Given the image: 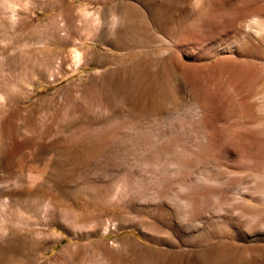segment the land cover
<instances>
[{"label":"rangeland","instance_id":"obj_1","mask_svg":"<svg viewBox=\"0 0 264 264\" xmlns=\"http://www.w3.org/2000/svg\"><path fill=\"white\" fill-rule=\"evenodd\" d=\"M0 264H264V0H0Z\"/></svg>","mask_w":264,"mask_h":264}]
</instances>
